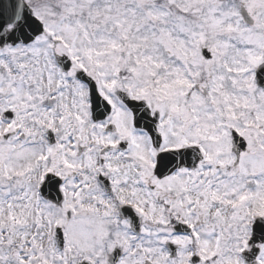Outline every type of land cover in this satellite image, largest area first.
Listing matches in <instances>:
<instances>
[{"label": "snow or ice", "instance_id": "1", "mask_svg": "<svg viewBox=\"0 0 264 264\" xmlns=\"http://www.w3.org/2000/svg\"><path fill=\"white\" fill-rule=\"evenodd\" d=\"M0 264H264V0H0Z\"/></svg>", "mask_w": 264, "mask_h": 264}]
</instances>
